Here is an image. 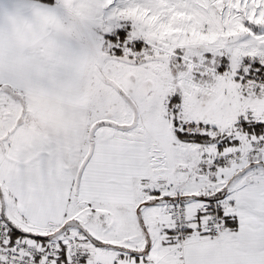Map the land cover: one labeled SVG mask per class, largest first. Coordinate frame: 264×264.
<instances>
[{
    "label": "crops",
    "instance_id": "obj_1",
    "mask_svg": "<svg viewBox=\"0 0 264 264\" xmlns=\"http://www.w3.org/2000/svg\"><path fill=\"white\" fill-rule=\"evenodd\" d=\"M107 2L91 0L83 13L81 0H0V97L11 91L25 108L24 120L6 138L0 133V214L31 240L77 221L86 233L65 232L83 239L90 263L264 264V148L254 150L248 132L230 133L227 145L244 157V168L210 167L219 147L178 142L196 152L168 178L148 138L107 124L87 136L105 44L97 6ZM191 160L207 167L179 169ZM178 196L192 220L183 242L165 214ZM204 199L220 201L228 227L219 237L197 230Z\"/></svg>",
    "mask_w": 264,
    "mask_h": 264
},
{
    "label": "rangeland",
    "instance_id": "obj_2",
    "mask_svg": "<svg viewBox=\"0 0 264 264\" xmlns=\"http://www.w3.org/2000/svg\"><path fill=\"white\" fill-rule=\"evenodd\" d=\"M87 1L91 0H81L86 2L82 3L83 13L90 10ZM107 3L113 4L97 6L98 40L105 44L96 72L88 137L94 125L107 124L117 132L131 131L148 138L158 170L168 178L175 177L174 169L183 157L196 152L173 145L183 142L176 131L206 135L215 149L233 144L229 134L239 131L236 124L246 113L252 114V124L264 131V72L262 78H248L251 64L264 69V0ZM125 29L128 37L122 44L107 40ZM136 41L144 43L141 51L132 50ZM175 96L177 101L171 104ZM24 114L22 97L4 90L0 97L3 138L9 128L24 120ZM189 116L207 123L185 122ZM202 125L210 129L208 134L199 128ZM248 134L252 146L251 136L259 134ZM206 167L191 160L182 162L179 169ZM3 203L5 207L4 198Z\"/></svg>",
    "mask_w": 264,
    "mask_h": 264
},
{
    "label": "built area",
    "instance_id": "obj_3",
    "mask_svg": "<svg viewBox=\"0 0 264 264\" xmlns=\"http://www.w3.org/2000/svg\"><path fill=\"white\" fill-rule=\"evenodd\" d=\"M254 117L250 113L241 116L236 129L246 131ZM199 128L208 134L210 129L204 125ZM192 132L197 131L192 128ZM251 136V134H250ZM252 148L259 151L264 148V136H251ZM235 165L244 168L246 161L236 150L219 147L211 167ZM200 223L197 229L200 234L216 238L227 229V222L221 214V204L217 199H204L199 205ZM165 214L172 223L174 237L179 242L187 240L192 231L191 218L181 196L176 197L166 207ZM29 235L15 234L13 226L0 214V264H96L90 263L86 257L83 239L78 236L64 234L53 239L31 240Z\"/></svg>",
    "mask_w": 264,
    "mask_h": 264
},
{
    "label": "trees",
    "instance_id": "obj_4",
    "mask_svg": "<svg viewBox=\"0 0 264 264\" xmlns=\"http://www.w3.org/2000/svg\"><path fill=\"white\" fill-rule=\"evenodd\" d=\"M38 1H41V2H44V3H48V4H53L54 3V0H38ZM128 37V31L127 29L125 30H119L117 31L115 34H112V35H109L107 36V40H110L112 42H115V43H123L126 38ZM132 50L133 51H141L143 48H144V43L142 41H136L132 46H131ZM116 53V52H115ZM120 52H117L116 55H120L119 54ZM224 68H221L220 71L223 72ZM264 72V69H263V66L260 65V64H257V63H254V64H251L250 65V70H249V75H248V78L250 79H259V78H262L260 74H262ZM260 76V77H259ZM177 101V98L176 96L174 97V99L172 98L171 100V104L175 103ZM176 113V112H175ZM263 127L261 126H257L256 124L255 125H249L246 127L247 131L248 132H257L259 135H261L263 132H262V129ZM176 137L178 139H180L181 141L183 142H187V143H199V144H208L210 141H209V138L206 136V135H185L184 133H180L178 131H176ZM0 193H1V189H0ZM14 233L17 235V234H24V235H27L26 233H23L22 231L14 228ZM30 236V235H29ZM32 236V235H31ZM49 237V236H48ZM48 237H37L39 239H48ZM96 245H100V246H104V247H108V248H114L115 246H111V245H106V244H103V243H100V242H97L95 240H92Z\"/></svg>",
    "mask_w": 264,
    "mask_h": 264
},
{
    "label": "water",
    "instance_id": "obj_5",
    "mask_svg": "<svg viewBox=\"0 0 264 264\" xmlns=\"http://www.w3.org/2000/svg\"><path fill=\"white\" fill-rule=\"evenodd\" d=\"M249 168L250 167H247L244 170H242L239 173V175L245 173ZM1 199H2V210H4V203H3V195H2V193H1ZM69 228H78V229H80V230H82L83 232L86 233V231L83 229V227L77 221L72 220V221H68L61 229H59L58 231H56L55 233L50 235L48 237V239H53V238H56V237L62 235Z\"/></svg>",
    "mask_w": 264,
    "mask_h": 264
}]
</instances>
